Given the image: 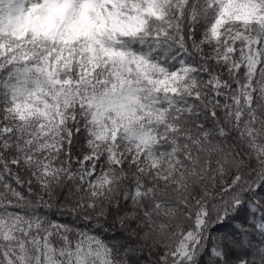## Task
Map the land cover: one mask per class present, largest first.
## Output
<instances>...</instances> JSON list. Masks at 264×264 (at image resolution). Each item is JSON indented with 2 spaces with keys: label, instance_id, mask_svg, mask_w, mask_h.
I'll list each match as a JSON object with an SVG mask.
<instances>
[{
  "label": "snow or ice",
  "instance_id": "obj_1",
  "mask_svg": "<svg viewBox=\"0 0 264 264\" xmlns=\"http://www.w3.org/2000/svg\"><path fill=\"white\" fill-rule=\"evenodd\" d=\"M0 264H264V0H0Z\"/></svg>",
  "mask_w": 264,
  "mask_h": 264
}]
</instances>
